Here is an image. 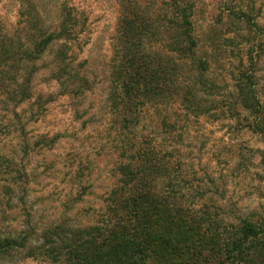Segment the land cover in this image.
Segmentation results:
<instances>
[{
    "label": "trees",
    "instance_id": "obj_1",
    "mask_svg": "<svg viewBox=\"0 0 264 264\" xmlns=\"http://www.w3.org/2000/svg\"><path fill=\"white\" fill-rule=\"evenodd\" d=\"M35 1L21 0L25 36L0 44L1 82L9 81V96L17 104L25 102L33 95L36 63L51 54V80L62 94L79 100L92 86L88 78L81 81L73 65L76 16L64 4L57 19L48 21L46 9L33 5ZM117 1L120 15L107 97L119 132L116 181L95 222L74 226L61 220L39 237L33 230L32 236L0 239V261L6 252L25 249L28 255L39 253L54 262L64 258L67 264H264V206L231 221L214 204H187L205 193L190 178L196 173L194 157L183 143L192 123L204 117L244 119L243 126L264 135V84L259 89L255 81L256 48L249 49L247 62L238 56L240 64L227 69L232 55L220 46L223 33L199 34L193 3ZM246 7L228 9L232 17L251 22ZM256 29L264 34L263 28ZM252 35L245 37L248 43ZM256 43L262 48L264 40ZM219 95L224 102L217 100ZM55 138L44 142L53 144ZM248 152L255 154L252 148ZM258 153L264 169V151L259 148ZM250 158L246 161L252 164ZM203 171L199 181L216 184L214 175ZM35 238L43 243L36 247Z\"/></svg>",
    "mask_w": 264,
    "mask_h": 264
},
{
    "label": "rangeland",
    "instance_id": "obj_2",
    "mask_svg": "<svg viewBox=\"0 0 264 264\" xmlns=\"http://www.w3.org/2000/svg\"><path fill=\"white\" fill-rule=\"evenodd\" d=\"M183 2L195 6L199 34L213 30L223 33L220 46L232 55L225 68L237 67L238 56L247 62L249 49L256 48L255 81L261 89L264 45L258 48L254 44L264 40V34L256 31L257 26L264 29V0ZM32 4L46 9L48 21L57 19L64 4L70 7L79 33L71 51L74 69L81 81L89 79L92 90L79 100L62 94L61 86L50 77L51 54L36 63L39 72L32 78L33 95L23 103L17 104L9 96L12 87L0 78V239L32 236L33 230L39 237L61 220L74 226L95 222L103 197L117 178L114 170L120 154L119 132L111 119L114 116L107 97L120 15L118 1L36 0ZM21 5V0H0V44L9 39L17 43L19 36H25V18L19 15ZM231 6H247L244 11L251 10V22L232 17L228 9ZM56 26L54 23L52 27ZM255 33L261 36L257 40ZM248 34H253L251 43L245 39ZM25 66L24 62V72ZM24 72L21 77L29 68ZM220 94L230 99L227 92ZM222 95L217 100L224 102ZM241 123L236 119L200 118L192 123L188 139H183L194 157L196 173L190 178H194V187L205 193L187 200V204L197 208L204 202L214 204L221 217L231 221L255 209L261 211L264 206V169L258 165L264 135L251 132ZM54 137L53 144L44 142ZM251 148L254 156L248 152ZM249 156L252 164L246 161ZM203 170L214 175L216 184L199 181L205 175ZM35 239L36 247L43 243ZM0 264L67 263L64 258L54 262L21 249L11 255L6 252Z\"/></svg>",
    "mask_w": 264,
    "mask_h": 264
}]
</instances>
